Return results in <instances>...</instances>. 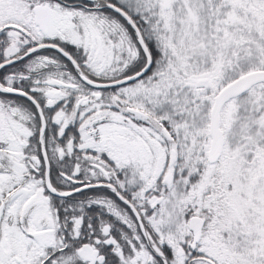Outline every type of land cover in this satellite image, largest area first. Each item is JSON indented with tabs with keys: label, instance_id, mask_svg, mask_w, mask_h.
I'll list each match as a JSON object with an SVG mask.
<instances>
[{
	"label": "flooded vegetation",
	"instance_id": "flooded-vegetation-1",
	"mask_svg": "<svg viewBox=\"0 0 264 264\" xmlns=\"http://www.w3.org/2000/svg\"><path fill=\"white\" fill-rule=\"evenodd\" d=\"M112 7L138 30L151 64L137 79L98 88L87 81L125 80L146 62L135 29ZM170 7L171 0L167 9L161 0V15ZM158 9L151 0H0V264H175L176 249L180 257L188 249L200 264H246L241 224L214 227L212 248L202 251L203 222L196 243L192 217L189 240L184 223L160 228L161 242L145 218L156 196L183 193L182 172L167 190L162 174L142 172L138 158L142 128L165 144L163 164L175 159V140L156 113L155 80L169 69L166 61L153 68L156 36L167 50ZM208 136L210 149L209 118ZM146 138L140 146L149 150ZM45 160L48 182L63 196L47 190ZM144 181L155 183L144 190ZM231 246L242 260L225 253Z\"/></svg>",
	"mask_w": 264,
	"mask_h": 264
},
{
	"label": "rangeland",
	"instance_id": "rangeland-1",
	"mask_svg": "<svg viewBox=\"0 0 264 264\" xmlns=\"http://www.w3.org/2000/svg\"><path fill=\"white\" fill-rule=\"evenodd\" d=\"M151 4L159 7L158 13L165 20L169 68L155 80L156 113L175 140V159L171 165L163 164L168 151L165 144L142 128L138 158L142 172L162 174L167 190L172 189L177 165L178 172L185 173L182 196L176 194L174 200L156 196L155 204L150 200L148 204L154 209L147 211V223L161 242L163 228L166 231L174 225L178 230L185 223L189 240L188 218L198 217L205 229L199 242L202 251L212 248L209 239L214 227L241 224L246 231V264H264V153L260 150L264 139L260 135L264 128V83L224 103L219 121L222 151L214 164L207 162L208 118L214 96L237 77L264 70V0H171L170 10L164 15L161 0H151ZM218 14L226 26L221 25ZM204 76L208 81L196 86L195 80ZM146 137L152 140L149 150L140 146L142 142L148 144ZM167 175L172 177L168 184L164 179ZM154 183L144 181L142 189ZM140 197L148 199L143 191ZM225 249L230 259L242 260L241 251L232 246ZM188 251L180 257L176 249L179 262L175 264L184 260L185 264H200L190 260L194 256Z\"/></svg>",
	"mask_w": 264,
	"mask_h": 264
},
{
	"label": "water",
	"instance_id": "water-1",
	"mask_svg": "<svg viewBox=\"0 0 264 264\" xmlns=\"http://www.w3.org/2000/svg\"><path fill=\"white\" fill-rule=\"evenodd\" d=\"M169 1L170 0H162V6L164 9L168 8ZM112 8L115 10L116 13L121 15L128 23H130L132 25V27L135 29L140 48H141V50L145 56L146 62H145L144 67L141 68L135 75H133V76H131L125 80L115 81V82H110V83H105V84H99V83H94V82H90V81L85 80L91 86L98 87V88L115 87L119 84L137 79V78L143 76L148 71L150 64H151L150 55L146 49V46H145V44L142 40V37H141L140 33L138 32V30L133 26V23L126 16V14L124 12H122L119 9H116L114 7H112ZM55 49L57 51H59L62 55L66 56V58L70 59V61H72L71 58L67 54L62 52L59 48H55ZM262 82H264V70H255V71L246 73V74L236 78L235 80H233L232 82H230L229 84L224 86L214 97L210 111H209V133L211 135V144H210V149H209V153H208V162L209 163H215L217 161V159L219 158L221 151H222L223 134L219 128V121H220V111H221L224 103L228 99L237 97V96L241 95L242 93L246 92L247 90H249L252 86L259 84V83H262ZM198 83H200V81H198ZM11 93H14V92H11ZM37 110H38V114H39V117L41 120V130H43L44 119H43V116L41 114L40 109L37 108ZM40 135H41V132H40ZM43 156L45 159V153ZM170 158L172 161L173 154L170 156ZM47 169H48V166H47V162L45 160V174H46L45 175L46 176L45 183H46L47 190L49 192H51L52 194L63 196L62 194H58L54 189L51 188V186L48 182V179H47ZM123 201H124V203L128 204L125 200H123ZM134 214L136 215V217L138 219V223H139V227H140L141 231H143V226H142V223L139 219L138 214L135 211H134ZM201 227H202V221L199 218L192 217L189 220V229L195 233L194 240H193L194 243H196L199 239ZM85 253H87V251H85ZM163 264H167L166 261H164Z\"/></svg>",
	"mask_w": 264,
	"mask_h": 264
},
{
	"label": "trees",
	"instance_id": "trees-1",
	"mask_svg": "<svg viewBox=\"0 0 264 264\" xmlns=\"http://www.w3.org/2000/svg\"><path fill=\"white\" fill-rule=\"evenodd\" d=\"M156 28H157V26H156ZM155 28V29H156ZM157 32V31H156ZM160 40H161V38L160 37H155V42H156V47H155V50H154V60H153V68H155L156 69V66H157V63H162V62H164V61H166V63H168V54H167V50H165V55L163 54L164 52H163V48H162V44L161 45H159V42H160ZM156 72H157V70H155ZM264 83V82H263ZM263 83H260V84H263ZM254 87V86H253ZM247 92V91H246ZM246 92H244L243 94H241V95H239V96H237V97H235V98H239V97H242V96H244V95H246ZM177 167L179 168V166L177 165ZM178 168H175V173H180V172H178L179 171V169ZM183 174L185 173V171H181ZM157 188H159V189H165L164 187H161V186H159V187H157ZM168 263L170 264V261L168 260ZM187 263H189V261L187 262Z\"/></svg>",
	"mask_w": 264,
	"mask_h": 264
}]
</instances>
